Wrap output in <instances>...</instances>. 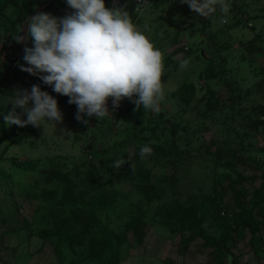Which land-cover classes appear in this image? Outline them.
I'll list each match as a JSON object with an SVG mask.
<instances>
[{
	"label": "rangeland",
	"instance_id": "rangeland-1",
	"mask_svg": "<svg viewBox=\"0 0 264 264\" xmlns=\"http://www.w3.org/2000/svg\"><path fill=\"white\" fill-rule=\"evenodd\" d=\"M46 1L35 6L33 15ZM228 2L227 13L217 9L205 18L180 0H149L134 25L162 53L160 110L145 111L142 105L137 109L128 98L113 109L109 97L110 114L87 118V124L75 118L77 108L68 103L69 97L20 69L31 38L16 43L10 32L5 44L0 40V58L9 67L0 86V236L3 243L10 242L8 256L21 254L24 261L41 264H104L98 255L86 256L79 239L68 245L69 226L75 233L72 239L87 226L71 220L77 206L59 204L63 186L50 173L58 168L78 184L79 177L94 168L118 194L115 206L105 208L100 217L112 236L122 231L132 212L143 216L141 238L128 234L119 264H233V258L236 264H264V225L253 243L248 230L236 233L235 197L228 187L236 181L248 199L264 183V165L257 163L264 159V0ZM72 11L65 0H58L41 12L61 17ZM15 12L6 10L1 34L9 32V17ZM28 20L18 26L19 34L26 35ZM236 21L240 24L231 26ZM185 60L187 67L181 68ZM183 83L195 87L190 103L175 95ZM34 84L56 97L63 120L56 125L44 121L42 126L6 124L13 92L30 91ZM230 87L237 102L226 101ZM211 89L225 101L211 104ZM142 146L151 147V154L141 157ZM117 159L132 163L136 178L143 173L140 169L148 170L149 183L138 186L131 173L116 175ZM239 174L252 180L240 182ZM179 206L195 210L198 219L204 211L206 237L231 234L227 247L215 250L201 236L190 238L191 231L182 226L186 214L175 211ZM90 235L99 236L95 230Z\"/></svg>",
	"mask_w": 264,
	"mask_h": 264
},
{
	"label": "clouds",
	"instance_id": "clouds-1",
	"mask_svg": "<svg viewBox=\"0 0 264 264\" xmlns=\"http://www.w3.org/2000/svg\"><path fill=\"white\" fill-rule=\"evenodd\" d=\"M65 2L71 13L57 17L40 8L29 17L26 35L19 34V29L13 35L20 44L31 38V46H24L25 64H20V69L37 76L53 92L69 97L68 103L77 108L75 118L84 124L87 118L99 120L110 114L109 97L113 109L128 98L137 109L142 105L145 111L158 112L164 98L162 53L133 24L126 8L106 7L105 0ZM180 2L205 18L217 9L227 13L230 8L228 0ZM187 64L185 60L180 66L186 68ZM11 97L13 108L4 116L8 125L42 126L44 121L56 125L63 120L56 97L38 84L30 91L17 89ZM16 108L22 111L18 114ZM151 152V147L142 146L140 155ZM124 162L117 159L113 167L119 168Z\"/></svg>",
	"mask_w": 264,
	"mask_h": 264
},
{
	"label": "trees",
	"instance_id": "trees-1",
	"mask_svg": "<svg viewBox=\"0 0 264 264\" xmlns=\"http://www.w3.org/2000/svg\"><path fill=\"white\" fill-rule=\"evenodd\" d=\"M40 2H42V0H0L1 23H3L4 18H6L5 13L8 8H14L16 10V14L11 18L9 17V25L7 27V31L9 32L5 31L4 34L0 33V40H2L3 44L6 43L7 33L11 32L12 34H15L19 29L18 26L22 24L28 17L33 15V12L37 10L35 6ZM56 2H52V5ZM105 6L125 7L130 13L133 24L139 23V10L142 6L138 4L136 0H119L117 4H112L111 0H105ZM238 24H240L239 21H236L233 22L231 26H237ZM260 47L262 48V46ZM261 50H263V48ZM207 70L208 69H205L203 72L205 75H209L208 77L211 79V76L208 74ZM8 72L9 67L4 65V60H0V86L2 85L1 82L5 79ZM226 85L228 86L229 83L227 82ZM209 92L211 96L209 101L211 104H218L219 100L225 101L224 98L219 96V94H217L214 90L211 89ZM229 92L230 93L226 101L231 102L232 99H234V101L237 102L239 100L237 98L239 97H237L238 95H233L232 87L229 88ZM175 95L180 97L186 103H190L195 97V87L192 83H183L177 88V90H175ZM258 123H263L260 117L258 118ZM257 163L259 165H264V159H257ZM94 171L95 169L93 168L90 169V171L88 169L86 173L81 176L76 174V178L80 176L78 179V184L73 183L69 176L64 172H61V170L58 168L50 171L52 174L51 177L53 180H55V183L61 184V186H63V192L58 198L60 201L59 204H70L77 206L78 208H72L71 220L77 222L78 224L87 226L81 233H78V237L76 236L73 239L71 238V235H74L75 233L71 232L72 227L69 226V230L67 231L69 234L68 245L72 246L74 241L79 239L78 242L80 245L86 247L84 248V253L86 256H90L92 254L94 256L98 255L104 264H119L121 259L120 247L126 241L128 234L132 233L134 237L138 239L141 238L140 236L144 226L143 216L138 213L136 214V212H132L130 214L129 221H126L122 231L117 235L112 236L111 232L108 230L107 226L103 224L100 217L102 211L105 210V208L115 206L118 201V194L115 190H110L108 187H106L103 181V176L100 177V175L95 174ZM139 171L143 173L139 178H136L135 171L132 169V163L130 164L129 161L123 163L119 168L114 169V173H116V175L118 174V176L127 177V174L131 173L132 179L137 181L138 186L148 184V170L140 169ZM245 180H252V178L239 174V181L242 182ZM235 184L236 181H232L231 184L228 185L235 197L236 204V210L232 212V223L234 224L233 229L237 234L240 235H243L245 230H248L250 241L253 243V240L257 237V232L260 229V226L264 225V183L260 184L259 188H256L248 199H246L248 195L247 191L244 188H236ZM146 188L152 189V186H146ZM193 207H195V205ZM177 210L181 212L183 216H185L184 213L186 214V218L182 220V226L184 229L191 231L190 238L194 239L201 236L203 238V243L208 246H213L215 250L218 248L227 247L226 240L229 241L232 239L233 236H231V234H227L224 237H216L213 235L208 237L205 236L202 229V222L206 218L204 211H200V219H198L196 217L195 210L190 211L187 209V207L183 206H179L175 211ZM93 230L99 234L98 237H91L90 233ZM194 230L195 233L193 232ZM84 240L87 242L86 245ZM232 263L236 264V260L234 258L232 259Z\"/></svg>",
	"mask_w": 264,
	"mask_h": 264
},
{
	"label": "crops",
	"instance_id": "crops-1",
	"mask_svg": "<svg viewBox=\"0 0 264 264\" xmlns=\"http://www.w3.org/2000/svg\"><path fill=\"white\" fill-rule=\"evenodd\" d=\"M2 237L0 236V264H41V262H33L29 261V259H26L25 261L22 259L24 256L21 254H16L14 253L13 255L8 256V248L7 245H10V242L5 240V242H2ZM15 248H17V245L14 246V251ZM27 258H31V256H28L27 254H24ZM43 264V263H42Z\"/></svg>",
	"mask_w": 264,
	"mask_h": 264
},
{
	"label": "built area",
	"instance_id": "built-area-1",
	"mask_svg": "<svg viewBox=\"0 0 264 264\" xmlns=\"http://www.w3.org/2000/svg\"><path fill=\"white\" fill-rule=\"evenodd\" d=\"M52 1H54V0H48L42 7H41V9H43L44 7H46L48 4H50V2H52ZM136 2L138 3V4H140L142 7L143 6H145V5H147L148 4V2H149V0H136Z\"/></svg>",
	"mask_w": 264,
	"mask_h": 264
}]
</instances>
